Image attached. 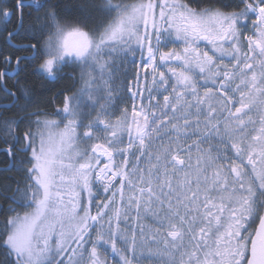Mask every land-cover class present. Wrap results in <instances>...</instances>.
<instances>
[{"label": "snow or ice", "instance_id": "obj_1", "mask_svg": "<svg viewBox=\"0 0 264 264\" xmlns=\"http://www.w3.org/2000/svg\"><path fill=\"white\" fill-rule=\"evenodd\" d=\"M0 65V264H264V0H0Z\"/></svg>", "mask_w": 264, "mask_h": 264}, {"label": "flooded vegetation", "instance_id": "obj_2", "mask_svg": "<svg viewBox=\"0 0 264 264\" xmlns=\"http://www.w3.org/2000/svg\"><path fill=\"white\" fill-rule=\"evenodd\" d=\"M19 54H20V53H17V55H19ZM1 67H2V65H1ZM158 143H159V141H158ZM133 215H134V214H133ZM142 223H144L145 225H150V226L153 227V228L156 227V225L153 223V219H152V218H145V217H142ZM147 235H148L149 238H150L151 234L148 233ZM150 246L155 247V245H150ZM145 264H148V262H145Z\"/></svg>", "mask_w": 264, "mask_h": 264}, {"label": "rangeland", "instance_id": "obj_3", "mask_svg": "<svg viewBox=\"0 0 264 264\" xmlns=\"http://www.w3.org/2000/svg\"><path fill=\"white\" fill-rule=\"evenodd\" d=\"M133 74H134V69H133ZM128 79H129V80H132L133 77H132V76H129ZM118 114H119V113L117 112V115H118ZM61 126H62V125H61Z\"/></svg>", "mask_w": 264, "mask_h": 264}, {"label": "trees", "instance_id": "obj_4", "mask_svg": "<svg viewBox=\"0 0 264 264\" xmlns=\"http://www.w3.org/2000/svg\"><path fill=\"white\" fill-rule=\"evenodd\" d=\"M7 51V50H6ZM17 54V53H16ZM0 67H1V65H0Z\"/></svg>", "mask_w": 264, "mask_h": 264}]
</instances>
